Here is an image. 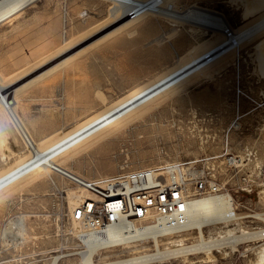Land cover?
<instances>
[{
	"label": "rangeland",
	"instance_id": "374dc122",
	"mask_svg": "<svg viewBox=\"0 0 264 264\" xmlns=\"http://www.w3.org/2000/svg\"><path fill=\"white\" fill-rule=\"evenodd\" d=\"M61 1L49 0L46 6L48 15L26 24L21 35L12 37L11 41L26 44L28 61L21 71L35 67L32 65L36 63L38 65L64 47ZM68 1L73 4L75 17L68 37L78 36L106 16L107 2L103 0H79L80 5L78 0ZM187 1L223 11L222 13L228 14L237 22V14L233 12L234 10L231 11L229 0ZM82 6L89 7L91 14L94 15L88 23L76 27L81 21L76 15ZM100 10H103L102 13L95 15V12ZM27 17L29 15L26 13L21 15L11 26H22ZM121 22L123 20L82 41L14 84L13 87L21 85L18 93L19 111L29 127L30 116L35 113L37 107L43 106L47 112L52 111L58 115L59 128H66L68 124L79 120L78 109H87L88 114L101 108L106 101L122 95L132 86L147 81L174 64L192 43L190 39L183 38L181 33L173 34L171 24L157 17H149L143 21L148 24L139 28L135 34H128L126 30H122L95 41ZM65 58L66 60L59 65L40 74ZM0 72L3 73L1 70ZM13 87L7 90L11 92ZM262 87L264 78H259L254 72L250 58L241 59L223 75L201 81L192 87L189 93L154 107L136 127L121 130L119 136L102 146L94 157L87 155L78 161H67L66 164L92 178L98 176L100 172L117 173L118 165L121 163L125 164L123 171L139 165L157 166L167 162L166 160L199 163L207 158L218 159L227 148H230L231 152L241 153L246 147L252 146L258 151L256 159L249 162V166L254 167L257 172L256 184L248 193H238L242 202L240 209L242 212H262L264 211V96L260 93ZM46 90L47 93H41ZM102 92L106 100L101 97ZM15 93L12 91L11 97ZM2 136L6 137L8 145L4 150L0 147V167L5 163L1 158L3 151L9 152L10 158L13 159L18 155L17 152L26 149L8 114L0 111V138ZM143 153H147L149 157L135 160L136 155ZM52 175L61 187L83 192V189L72 185L53 171ZM66 194L62 192L61 196L55 193L47 181L37 185L27 184L22 190L0 202V264H51L56 251L63 249L62 246L70 247L75 243V231L79 227L76 228L77 224L69 219L70 208ZM22 213L30 226L31 236L25 241L10 235L4 236L5 223ZM259 220L253 224H261L262 220ZM193 238L191 236L187 241ZM250 246L252 244L248 246L249 250L246 252H242L243 248H240V252H230L229 255H224L219 251L221 249H213L215 254L213 260L203 261L205 253L201 252L148 264H251L256 257V248ZM130 251L131 249L124 245L111 246L101 249L96 258L102 260L118 257L127 255ZM68 258L69 264H75L80 257L76 255Z\"/></svg>",
	"mask_w": 264,
	"mask_h": 264
},
{
	"label": "bare ground",
	"instance_id": "6f19581e",
	"mask_svg": "<svg viewBox=\"0 0 264 264\" xmlns=\"http://www.w3.org/2000/svg\"><path fill=\"white\" fill-rule=\"evenodd\" d=\"M48 1L0 0V22L8 24L30 11L27 18L29 21H26L29 24L33 22L34 18L44 16L42 12H47ZM103 1L107 2L105 6L106 16L73 38L68 37L71 26L69 30H62V40L65 44L57 53L41 61L38 65L37 63L32 65L35 67L21 71L16 77L6 79L0 74V90L5 91L2 92L3 98L0 97V111L6 112L12 119L26 146V149L17 152L18 155L13 159L10 158L9 152H2V159L5 163L0 167V202L22 190L27 184L37 185L49 181L55 193L60 195L62 192L67 193L66 197L69 201L71 215L72 211L86 198L94 195L88 190L78 192L74 188L61 187L52 175V171L59 175L52 169L53 163L64 166L79 175L82 174L86 179L95 181L99 185H105L108 181L121 177L130 170L123 171L125 164L121 163L118 165L119 170L115 174L100 172L98 176L90 178L79 170L73 169L66 162H74L84 156L95 155L102 146L114 141L121 130L136 127L138 122L147 116L154 107L189 93L190 89L201 81L223 75L231 66L237 65L241 59L248 60L250 58L254 72L259 78H264V0H229L232 7L231 11L234 10L233 12L237 14V22L232 20L228 14L222 13L223 11L220 12L187 0ZM141 2L147 3L149 7L147 9L140 8L136 14H131L130 10ZM84 10L86 13H82ZM89 10L87 6H82L79 9L78 15L81 14L83 18H79L81 21L76 24V27H81L90 21L94 14H91ZM102 11L95 12V15L102 13ZM149 17L162 18L171 24L173 34L181 33L183 38L190 39L192 43L187 51L174 64L150 77L147 81L132 86L122 95L106 101L101 108L86 114L66 128H59L52 135L43 140H38L19 111L20 97L18 93L21 85L13 87L14 84L36 68L118 21L123 20L118 26L99 36L95 41L122 30H126L128 34H135L139 28L148 24V22L143 23V21ZM61 20L62 28H64L62 15ZM64 60L66 58L40 74L54 68ZM12 87L10 93L12 91L16 93L13 97L10 95L12 101L7 99L9 102L7 105L5 103L6 92ZM260 93L264 96V87ZM100 95L106 100L103 92ZM24 131L32 144L28 139L26 140ZM0 147L3 148L2 150L7 147L5 136L0 139ZM230 150L227 148L222 154L231 153ZM148 157L147 153H143L136 155L135 160ZM166 161L157 166L146 164L133 167V169L161 170L174 161L184 165L192 164L190 161ZM255 164L257 165V163ZM133 169L131 168V170ZM65 180L75 185L69 179L65 178ZM114 201H120V209H127L129 206V198L121 199V194L107 193L105 196H100V203H113ZM230 209V198L227 195H209L200 198L190 204L187 222V226L197 227L199 231L178 234L169 233L157 218H149V223L138 221L135 223V227L129 230L124 218L133 219L132 211H120V214H113V225L106 230L80 232V223L72 221L77 224L76 228L79 227L75 231V235L80 236L86 242V249L79 256L78 261L81 260L84 264H148L154 261L165 262L180 255L186 256L201 252L205 253L203 261H207V259L213 260L215 258L213 249H221L219 251H222L224 255H229L230 252L241 251L240 248H243L242 252H246L249 250L248 246L252 244L250 248H256V257L251 264H264V241L257 245H255L256 241L251 242L253 234L245 229L241 221L225 226H216L220 220L222 221L227 217ZM244 213L247 212L240 214ZM22 214L5 223L3 227L4 236L18 237L21 241H25L31 236L26 216L24 213ZM251 215L264 222V211L253 212ZM203 226L211 227L205 231ZM191 236L194 238L187 241ZM117 245L129 247L130 253L102 260L96 258V254H99L101 249ZM62 248L65 252L64 249L69 247L62 246ZM61 254L53 255L52 264H59L58 260Z\"/></svg>",
	"mask_w": 264,
	"mask_h": 264
},
{
	"label": "built area",
	"instance_id": "2783aa9c",
	"mask_svg": "<svg viewBox=\"0 0 264 264\" xmlns=\"http://www.w3.org/2000/svg\"><path fill=\"white\" fill-rule=\"evenodd\" d=\"M148 7L147 3L141 2L130 11L131 14H136L140 8L147 9ZM84 12L86 13L85 10L82 13ZM60 15L64 22L62 30H69L75 19L73 4L70 1L61 2ZM76 17L83 18L81 14H77ZM2 92L5 91L0 90V97H2ZM7 99L12 101L10 91L6 92L5 98V103L9 105ZM23 133L27 140L29 138L27 133L25 131ZM28 141L30 140L28 139ZM257 155V149L249 146L241 153H226L218 159L207 158L199 163L189 165L174 161L161 170L133 169L121 177L108 181L105 185H99L97 182L86 179L56 163L52 164V169L61 177L69 179L77 187L88 190L94 195L86 198L70 215L71 221L80 223V232L108 229L113 225V214H120V211L133 212V219L124 218L129 230L133 229L138 221L149 223V218H157L169 233L199 231L197 227L187 226L190 204L209 195H227L230 198L231 209L227 217L220 220L216 226H225L241 221L245 229L253 234L251 242L259 243L264 241V222L253 224L260 221L251 215L253 213L240 214L242 202L238 194L239 192L248 193L256 184L255 175L257 172L255 168L249 166V162L256 159ZM107 193L121 194V199L129 198L127 209H120V201L100 203V196H105ZM209 227L211 226H203L205 231ZM75 236V243L68 249H64L65 252L62 249L55 252L56 254L62 253L58 260L59 264H69L68 259L70 258L68 257L80 256L86 249L85 240L78 235ZM75 264L84 263L80 260Z\"/></svg>",
	"mask_w": 264,
	"mask_h": 264
},
{
	"label": "crops",
	"instance_id": "0c3cea01",
	"mask_svg": "<svg viewBox=\"0 0 264 264\" xmlns=\"http://www.w3.org/2000/svg\"><path fill=\"white\" fill-rule=\"evenodd\" d=\"M30 14V11L28 13ZM44 16L48 15L47 12H42ZM43 16V17H44ZM28 18V17H27ZM42 18V17H40ZM40 18H34L33 22ZM16 19L11 21L8 24H3V22H0V70L4 73L0 74L4 78H12L20 73L22 69H24L27 65V50H26V44H23L21 41H11L12 37H16L18 35H21L23 33V29L25 28V25L27 24L26 21H29L26 19L23 22V25H19L15 27H12L11 24L15 22ZM21 79V78H20ZM41 93H47L46 91H41ZM46 107H37L35 113L30 116L31 121H29L30 129L32 130L33 135L38 140H43L49 135H52L59 129V118L57 114H53V112H47ZM87 109L80 108L77 110V116L80 119L83 116L86 115ZM12 121V119H10ZM76 121V120H75ZM74 121V122H75ZM33 122V123H32ZM34 122H38L39 124H35ZM72 122V123H74ZM14 128L19 133L20 137L22 138L19 130L17 129L16 125L12 121ZM71 123V124H72ZM70 125V124H68ZM3 137V136H2ZM1 139V138H0ZM24 141V139L22 138ZM25 144V141H24ZM8 145V140H7ZM2 158V154H1Z\"/></svg>",
	"mask_w": 264,
	"mask_h": 264
}]
</instances>
